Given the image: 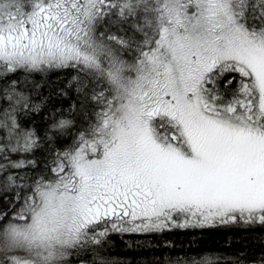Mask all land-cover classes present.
Here are the masks:
<instances>
[{"label": "snow or ice", "instance_id": "obj_1", "mask_svg": "<svg viewBox=\"0 0 264 264\" xmlns=\"http://www.w3.org/2000/svg\"><path fill=\"white\" fill-rule=\"evenodd\" d=\"M206 227L137 264H264V0H0V264Z\"/></svg>", "mask_w": 264, "mask_h": 264}, {"label": "trees", "instance_id": "obj_2", "mask_svg": "<svg viewBox=\"0 0 264 264\" xmlns=\"http://www.w3.org/2000/svg\"><path fill=\"white\" fill-rule=\"evenodd\" d=\"M259 236L260 233H249L241 229H226L222 227L173 229L163 235L148 236L128 235L116 236L113 241V253L118 259L131 260L133 264L143 259L151 260L153 256L159 258L163 253H171L173 259L185 254L193 255L196 252L225 251L224 245L228 240L239 241L243 237ZM171 241L175 248L153 250L159 243ZM138 242L139 245L138 246ZM153 247H149L148 243ZM131 245V247H129ZM238 245L234 244L233 247Z\"/></svg>", "mask_w": 264, "mask_h": 264}, {"label": "flooded vegetation", "instance_id": "obj_3", "mask_svg": "<svg viewBox=\"0 0 264 264\" xmlns=\"http://www.w3.org/2000/svg\"><path fill=\"white\" fill-rule=\"evenodd\" d=\"M126 236H128V235H124V236H122V237H126ZM119 237H121V236H119Z\"/></svg>", "mask_w": 264, "mask_h": 264}]
</instances>
